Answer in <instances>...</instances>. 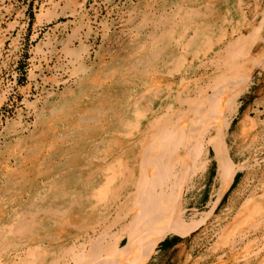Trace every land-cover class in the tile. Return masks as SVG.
Returning a JSON list of instances; mask_svg holds the SVG:
<instances>
[{
    "label": "bare ground",
    "instance_id": "bare-ground-1",
    "mask_svg": "<svg viewBox=\"0 0 264 264\" xmlns=\"http://www.w3.org/2000/svg\"><path fill=\"white\" fill-rule=\"evenodd\" d=\"M243 1L141 0L109 60L89 67L68 48L75 81L36 109L29 135L6 147L10 158L0 151V264H135L170 234L202 225L185 213L211 150L215 207L248 165L235 162L227 138L264 69V21L231 11ZM263 226L264 195L241 206L222 239Z\"/></svg>",
    "mask_w": 264,
    "mask_h": 264
},
{
    "label": "rangeland",
    "instance_id": "rangeland-1",
    "mask_svg": "<svg viewBox=\"0 0 264 264\" xmlns=\"http://www.w3.org/2000/svg\"><path fill=\"white\" fill-rule=\"evenodd\" d=\"M139 3L141 0H0V151L7 158L6 147L33 129L36 109L42 108L46 99L59 98L75 81L72 70L77 61L68 54V48L82 50L81 58L89 67L96 68L101 58L109 60L108 50L117 51L129 37L131 10ZM237 10L255 25L264 21V0H244L241 6L231 8L233 13ZM44 13L51 16L42 19ZM246 27L240 28L243 33ZM227 34L239 36L230 27ZM263 90L264 69L256 72L243 93L227 138L235 162L248 165L215 207L220 185L211 150L209 166L190 184V208L185 213L187 221L203 223L186 237L168 236L181 243L167 252L166 264H264V226L245 236L222 239L241 206L264 195ZM246 117L250 124H245ZM118 226L108 229L109 241L119 232ZM127 241V236L116 239L119 247ZM161 241L148 247L135 264H145Z\"/></svg>",
    "mask_w": 264,
    "mask_h": 264
},
{
    "label": "crops",
    "instance_id": "crops-1",
    "mask_svg": "<svg viewBox=\"0 0 264 264\" xmlns=\"http://www.w3.org/2000/svg\"><path fill=\"white\" fill-rule=\"evenodd\" d=\"M180 243L178 239L166 237L157 245L155 252L145 264H166L167 252L179 247Z\"/></svg>",
    "mask_w": 264,
    "mask_h": 264
}]
</instances>
